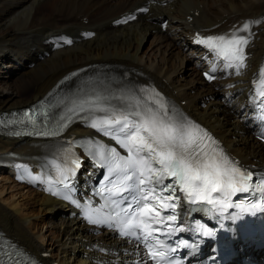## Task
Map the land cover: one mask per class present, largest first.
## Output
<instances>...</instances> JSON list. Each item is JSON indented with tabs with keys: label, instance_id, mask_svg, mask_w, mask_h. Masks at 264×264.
I'll return each mask as SVG.
<instances>
[{
	"label": "bare ground",
	"instance_id": "6f19581e",
	"mask_svg": "<svg viewBox=\"0 0 264 264\" xmlns=\"http://www.w3.org/2000/svg\"><path fill=\"white\" fill-rule=\"evenodd\" d=\"M141 5L150 11L125 25L114 24ZM247 20L251 40L241 73L207 83L201 72L209 54L198 39L235 33ZM86 31L93 36H85ZM60 33L73 43L55 48L51 39ZM150 35L152 49L144 47ZM263 59L264 0H0V111L34 102L80 66H129L209 127L231 155L261 165L264 144L254 137L247 116L252 80ZM71 131L90 132L81 125ZM43 144L0 135V161L11 151L41 155ZM0 170L15 182L9 167L0 163ZM17 185L26 200L22 207L0 197V228L44 264H130L131 248L114 233L95 230L45 189ZM45 223L51 224L49 235L43 232ZM34 226L40 227L37 233ZM45 252L51 256L42 257Z\"/></svg>",
	"mask_w": 264,
	"mask_h": 264
},
{
	"label": "snow or ice",
	"instance_id": "6c2138e0",
	"mask_svg": "<svg viewBox=\"0 0 264 264\" xmlns=\"http://www.w3.org/2000/svg\"><path fill=\"white\" fill-rule=\"evenodd\" d=\"M243 27L246 30L249 25L245 24ZM198 43L206 45L216 57L227 61L229 67L239 69L243 66L244 56L240 45L247 44L246 38H238L235 35L230 39L223 36L208 37L199 40ZM154 103L155 108L130 111L124 106L107 104L103 96L83 101V104L89 106L87 110L103 114L91 121V127L111 136L129 153L126 157H120L113 167H108L107 164L100 166L106 167L108 176L113 177L111 182H118L119 187L114 194L128 193L127 196H121V199L128 203L125 214L131 212V218L124 224V229H139L140 238L148 246L149 253H152L150 242L158 239L153 232L160 233L162 229L172 230L170 222L177 220L174 213L181 196L186 202H206L215 205L219 197L213 199V192L220 193L225 198L237 192L248 193L257 189L264 194V180L252 183V173L241 171L235 162L222 152H217L216 149H213L211 154L204 151L199 143L198 127L170 117L166 104L160 99H156ZM135 107L139 109L140 105L137 104ZM71 111L73 110L69 109V112ZM81 111L86 109L82 106ZM42 115L48 114L45 112ZM65 119L64 116L60 117V121ZM66 126V123L58 122L56 130L40 131L37 134L55 136ZM121 136L125 139H119ZM109 151L114 152V149ZM100 156L103 158L102 152ZM153 164L156 166L153 167ZM164 179H168L169 183L164 184ZM177 191L180 195H177ZM165 193L167 195H164ZM165 200L168 203H164ZM153 204L161 211L167 210L169 214L160 219L161 211L153 207ZM141 213H154L149 218L160 227L153 229L143 218L138 219ZM90 222L99 221L90 219ZM122 234L135 235L127 230ZM204 234L210 235L208 232ZM169 251L174 252L175 249ZM166 255V251L161 250L152 254L151 258L165 259ZM167 264L171 262L168 261Z\"/></svg>",
	"mask_w": 264,
	"mask_h": 264
},
{
	"label": "rangeland",
	"instance_id": "374dc122",
	"mask_svg": "<svg viewBox=\"0 0 264 264\" xmlns=\"http://www.w3.org/2000/svg\"><path fill=\"white\" fill-rule=\"evenodd\" d=\"M151 41H153L152 35H150L145 40L144 47L145 48L150 47V49H152V47L154 45L152 46ZM188 65L189 64L187 63L186 67L184 68L185 70L187 69ZM128 68H131V67H128ZM131 69L133 70V68H131ZM133 72H134V70H133ZM8 81H9V79L7 78L6 82H8ZM0 174H1L0 175V191H1L0 197L4 200L5 204H16V203L18 204L19 203L18 205L23 207V205H24L23 202H25V200H26V195H24V193H21V191H19V189L17 187H15V185H17V184L15 182H13L10 178L6 179L7 174L3 170H0ZM25 189H27V188H25ZM29 216L33 217L35 215L33 213H29ZM50 225H51L50 223H45L43 232H45L48 229V227H50ZM39 230H40V227L39 228H37L36 226L33 227L34 232L37 233ZM46 233H47V231H46ZM47 234L49 235V232Z\"/></svg>",
	"mask_w": 264,
	"mask_h": 264
}]
</instances>
